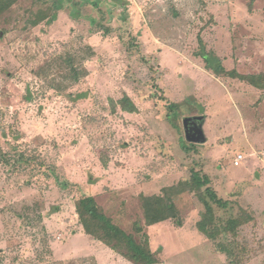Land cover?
I'll use <instances>...</instances> for the list:
<instances>
[{"label": "rangeland", "instance_id": "rangeland-1", "mask_svg": "<svg viewBox=\"0 0 264 264\" xmlns=\"http://www.w3.org/2000/svg\"><path fill=\"white\" fill-rule=\"evenodd\" d=\"M54 1L0 14V264H132L85 233L89 195L156 264H264V82L201 54L264 77V0H64L33 25ZM171 187L176 217L147 225Z\"/></svg>", "mask_w": 264, "mask_h": 264}, {"label": "trees", "instance_id": "trees-1", "mask_svg": "<svg viewBox=\"0 0 264 264\" xmlns=\"http://www.w3.org/2000/svg\"><path fill=\"white\" fill-rule=\"evenodd\" d=\"M15 0H0V14L6 12L14 3ZM64 0H55L49 11L47 9H40L34 14V18L30 19L33 25L38 24L41 20L50 15H53L57 10L63 8ZM72 1V0H69ZM2 35V34H1ZM202 57L206 62V67L212 70L216 75L228 73L232 77H238L241 80L248 81L254 86L262 87L264 77L262 75H244L239 74L235 70L226 71L222 60L216 56L210 55L208 52L201 50ZM113 109L115 105H120L123 111L133 113L137 112L138 108L133 100L125 94L117 102L112 101ZM192 179L198 184H206L207 180L203 179L197 174H193ZM183 183L181 182V185ZM210 198L217 204L225 206L226 202L219 198L214 190L209 186L206 187ZM178 191L177 188H165L163 195L143 196V208L145 223L152 225L161 221L172 219L176 217V208L174 205L166 206L165 195ZM206 212L200 221L197 222V228L208 238L211 237L208 230L207 221L211 218L212 207L210 203L204 200ZM76 212L79 216V221L86 234L101 241L108 247L119 252L127 261L132 264H156L159 262L157 253L150 247L148 235H143V240H137L133 233H128L116 225L113 220L105 214L103 209L97 204L94 196H82L75 202ZM233 221V220H232ZM234 223V222H233Z\"/></svg>", "mask_w": 264, "mask_h": 264}, {"label": "built area", "instance_id": "built-area-1", "mask_svg": "<svg viewBox=\"0 0 264 264\" xmlns=\"http://www.w3.org/2000/svg\"><path fill=\"white\" fill-rule=\"evenodd\" d=\"M244 158L245 157L242 153L237 154L234 158V165L240 164V162H242L244 160Z\"/></svg>", "mask_w": 264, "mask_h": 264}]
</instances>
